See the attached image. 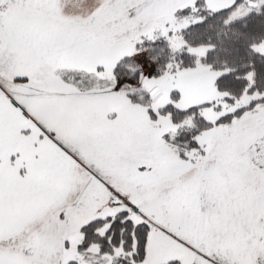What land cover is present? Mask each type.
<instances>
[{
  "label": "snow or ice",
  "instance_id": "6c2138e0",
  "mask_svg": "<svg viewBox=\"0 0 264 264\" xmlns=\"http://www.w3.org/2000/svg\"><path fill=\"white\" fill-rule=\"evenodd\" d=\"M0 264H264V0H0Z\"/></svg>",
  "mask_w": 264,
  "mask_h": 264
}]
</instances>
